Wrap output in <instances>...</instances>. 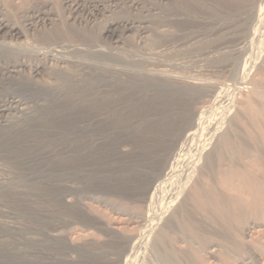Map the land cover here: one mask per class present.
Listing matches in <instances>:
<instances>
[{
  "label": "rangeland",
  "instance_id": "1",
  "mask_svg": "<svg viewBox=\"0 0 264 264\" xmlns=\"http://www.w3.org/2000/svg\"><path fill=\"white\" fill-rule=\"evenodd\" d=\"M22 1L0 0V14L5 18H13L14 22L21 25V17H23L25 10L33 7L34 4L41 5L44 1L47 2L43 4L48 5L60 16L65 17L67 14L66 7L60 3L61 0ZM103 1H106L103 13L86 17L80 25L82 27L86 25L85 29L89 30L91 36L95 35L96 38L97 36L100 38L106 20L124 16L134 18L144 11V9L133 6L130 0ZM143 1L146 7H153L149 8L151 11L149 12H154L153 15L159 19L155 22L156 24H151V26L155 27L156 25V28L158 27L162 31L160 37L151 46L155 51L157 50L156 54L150 57L146 55L142 57L139 52L132 54V52L124 51L120 53L109 47V45H114L112 40L103 38L101 45L104 49L122 56L124 62L120 63L110 57L100 58L79 56L78 54H74L73 57L85 62L90 59L87 63L91 66L114 70L115 74L120 75V79L132 75L133 77L144 76L148 79L151 76L150 78L153 77V79L167 78L177 83L194 85L196 89L193 95L188 96L184 102L178 105L138 110L137 115L133 116L135 118L129 120L131 122L137 121V123L133 126H126L127 129L120 137L114 138L112 135L113 140L110 145L100 146L96 149L86 148L87 159L78 162L74 166L77 169L75 171L67 165L53 166L47 157H43V155L48 156L55 149L54 146H56L55 150H59L62 155L69 153L72 146L69 148V144L60 141L59 135L57 137L54 135L53 141L57 142H53L52 132H44L42 128H39L31 137L20 135L21 138L10 137L8 140V138L5 139L0 128V140L2 141H0V180H12L21 175L26 179L25 185L15 187L17 189L7 190L3 186L0 187V222L8 223L11 226L16 225L22 230H13L14 234L13 232L10 233L12 237L0 226V238L9 246L35 256L43 264L71 263L65 259H74L77 262L85 261L83 264H150L148 247H150V239L158 228L153 231L147 246L143 243V238L141 239V234L144 232L141 231L142 233L136 234L139 232L137 224L130 222L120 224L125 237L109 233L101 225L96 224L95 220L90 219L88 213L65 205L61 201V197L67 195L72 201L85 203L89 207L88 211L91 215L100 217L104 221L119 220V222H125L130 216H137L148 231L152 228L151 222L155 220L160 211L170 202L174 206L177 202V198L165 194L159 186L152 194V190L147 188L146 184L148 173H151L152 170L157 171L164 165L167 152L173 154L169 163L175 164L176 161H179L181 163L180 172L184 176L194 179L203 170L204 161L200 157V153L214 150L221 133L228 131L231 135H235L239 132L242 135L241 139L248 146H252L256 140L260 139L256 117L252 111L250 112L249 105L254 102L264 105V0H230L232 2L230 7L224 3H219L217 0H173L172 3L166 4L165 1L159 0ZM180 13H182L181 16H179ZM164 17L167 21L157 26L158 23L163 22ZM253 26L254 32L246 37L245 35L253 29ZM61 27L63 28V25ZM151 33H147L146 37L149 38ZM126 35L123 37V43L129 42L134 45L136 41L138 43L139 35L136 32H128ZM27 39V46L34 43L33 46H30L31 49L42 46L37 42L35 35L28 34ZM98 41L100 40L98 39ZM130 57L132 58L130 59ZM255 84L258 91L256 95L250 93ZM201 104L205 106V109L198 113L196 111ZM161 115H167V121H163ZM99 132L101 131L95 132V138L99 137ZM23 139L27 142H23ZM108 140L110 142L111 138L105 141L99 138L98 143L101 141L104 144ZM40 141L42 142L40 143ZM15 145L24 147L19 149L22 150L21 152L16 151L18 152L16 154L15 150L18 147ZM46 146L50 149H46ZM117 146L126 150L127 153L117 155ZM11 149H13L12 152H10ZM261 152L260 155L263 156L264 154ZM256 158L258 161L253 162L250 169L259 174V157ZM15 160L17 161L15 162ZM43 161L45 162L43 163ZM40 173L42 174L39 175ZM64 182L67 185L70 184L71 188H66ZM31 185L32 188H28ZM17 192L21 193L19 194L20 197ZM6 193L9 195L7 196ZM21 209L22 212H19ZM25 213H28L26 217L29 218L23 217ZM161 220L162 222L159 220L160 224L163 223V219ZM258 222L263 223L261 219ZM259 228L248 233L249 235L245 231L241 233L235 231L232 238L235 243L234 248L238 249L236 252L229 249L217 233L206 234L202 237L203 240L191 241L183 239L175 231H170L167 239L171 240L179 249L190 248L198 264H241L240 260L236 259L238 257H246L245 261H248L246 264H259L260 259L264 258V226ZM50 233L57 234L60 238L49 242L46 235ZM131 233H135L136 236L129 241L126 235ZM64 237L76 242L85 238L102 241L105 243L103 249L107 248L108 258L104 261L101 259V263L94 258L89 259L85 247L70 249L63 242ZM210 241L218 244V246L216 245V254L213 256L209 255L206 250ZM250 242L257 245L255 249L248 245ZM62 256H64L63 260L60 258ZM0 264H24V262L21 259L20 262L15 263L3 256L0 259Z\"/></svg>",
  "mask_w": 264,
  "mask_h": 264
},
{
  "label": "bare ground",
  "instance_id": "2",
  "mask_svg": "<svg viewBox=\"0 0 264 264\" xmlns=\"http://www.w3.org/2000/svg\"><path fill=\"white\" fill-rule=\"evenodd\" d=\"M130 1L133 6L144 9V11L137 17L134 16V18L124 16L106 20V23L102 27L100 38H98V36L96 38L95 35L91 36L89 33L90 31L88 30V32L85 29L86 25L85 27L80 25L85 21L84 19L86 17H90L96 13H103L106 2L103 0H61V5H64L67 9L65 17L60 16L48 7V5L43 4L45 1L41 5L34 4L33 7H29L25 10L23 17H21V25L14 22L12 20L13 18H5L0 14V128L2 129L5 139L8 138L9 140L10 137L21 138L20 135L23 137H31L39 128H42L44 132H52V141L59 135L58 139L60 141L62 140L63 143L69 144V148L72 146V148L69 149V153H63L62 155L59 150H55L56 146H54L55 149L52 151L50 150V154H48V156L43 155V157H47V159L52 162L53 166L60 164L67 165V167L75 171L77 169L74 166H76L78 162L87 159V154H85L86 148L96 149L100 146L110 145L113 140L112 135L114 138L120 137L124 134L127 127L137 123V121L131 122L129 120L135 118L133 116L137 115L138 110L152 109V107L157 106L166 107L178 105L184 102L188 96L194 94L196 89L194 85L191 86L182 82L177 83L167 78L153 79V77L150 78L151 76L148 79V77H133L132 75L128 78L120 79V75L118 76L115 74L113 69V71H110L97 68L87 63L90 59L85 62L79 58V60H77L73 57L74 54L100 58L110 57L120 63L124 62L122 61V56L121 58L115 55L116 53L104 49L103 45H101L103 38L112 40L114 45H109V47H112V49L120 53L124 51L129 53L132 52V54L139 52L142 54V57L144 55L150 57L156 54L157 50L155 51L151 46L154 41L156 42V39L160 37L162 31L161 29L159 30L158 27L156 28V25L152 27L151 24H156L155 22L159 19L153 15L154 12L150 13L151 11L149 8L153 7H146L143 0ZM159 1H165L166 4L172 3L173 0ZM217 1L229 7L231 6L230 3H232L230 0ZM185 5L187 6V4ZM181 14L182 13H180L179 16H181ZM162 21L163 22L160 24L158 23L159 25L157 24V26L162 25L165 23L164 21L167 20L164 17ZM85 23L87 24V21ZM61 25H63V28ZM254 30L253 26V29L245 36L249 37ZM132 31L139 35L138 43H136L137 41L135 45L129 42L123 43V37L128 32ZM150 32H152V35L147 38L146 34ZM28 34H31V36L35 35L37 42L42 46L36 49L30 48L34 43L27 46V40L29 39H27ZM98 39L100 41H98ZM131 58L132 57H130V59ZM127 60L129 59L127 58ZM257 92V85L255 84L250 93L256 95ZM204 109L205 106L201 104L196 112L201 113ZM249 110L255 115L257 129L260 132V139L256 140L252 146H248L246 142L241 139L242 135L239 132L235 135H231V133L226 131L221 133L218 144L214 150L200 153V157H202L204 161L203 170L200 174L196 175L194 179L184 176L180 172L181 163H179V161H176L175 164L169 163V160L173 158L172 152H167V154H165V163L161 169L157 171L152 170L151 173H148L146 184L147 188L152 190V194H154L159 186L165 194L167 193L177 198L175 206L170 202L155 217V220L151 222L152 225L150 224L152 228L150 230L148 229L149 232L147 231V227L138 220L137 216H130L125 222H119V220L104 221L100 217L91 215L88 211L89 207L81 201H72L67 195H63L61 201L68 207H75L79 211L81 210L88 213L87 215L90 219L92 218L95 220L96 224L101 225L106 231L112 234L115 233L116 235L125 237V233L120 224H127L129 222L137 224L139 232H136V234L142 233L141 231L144 232L142 233L143 235L141 234V239L143 238V243L146 245L149 244V239L151 238L150 236L153 235V231L158 228L156 233L152 236V239H150V247H148V251H150V264H198L190 248H186L185 250L179 249L171 240L167 239L168 232L170 231H175L180 234V237L183 239L191 241L203 240L202 237L206 234L217 233L218 236L224 240L225 245L228 246L229 249L235 250L233 252H236L238 249L234 248L235 243L232 238L235 231L240 233L245 231V233L248 234L254 232L255 229H260V226H264V155H260L261 151V153L264 154V105L254 102L249 105ZM161 118L163 121H167V115H161ZM98 131H101L99 132L100 134H98L99 137L95 138L94 134ZM54 135L56 136L54 137ZM99 138H101L102 141L110 138L111 140L110 142L108 140L109 143L106 142L103 144L101 141L98 143ZM17 141L19 142V140ZM22 141L25 142L26 140L24 141L23 139ZM41 142L42 141H40V143ZM22 145L21 143V146ZM15 146L18 147L16 148L17 150H15L16 154L21 152L22 150L19 149L24 147H20L19 145ZM42 147L44 148V146ZM50 147L46 149H50ZM12 150L13 149H11L10 152H12ZM116 153L117 155H125L127 151L117 146ZM253 155L254 157L252 158ZM25 157L27 158V156ZM256 157H259V174L250 169V165L258 161ZM16 161L17 160H15V162ZM44 162L45 161H43V163ZM28 173L34 174L33 172ZM41 174L42 173L39 175ZM4 180H0V187L3 186L7 188V190L24 186L26 182V179H24L22 175L16 179ZM26 185L29 186L27 183ZM65 186L68 189L71 188L70 184L67 185L65 183ZM28 188L31 189L32 185ZM3 189L2 191H4ZM17 194L19 196L21 193L17 192ZM8 195L9 194H7V196ZM24 202L22 203L24 204ZM19 212H22V209ZM26 214L28 213H25L23 217L29 218L26 217ZM161 219H163L162 224H160L162 222ZM260 219L263 223L258 222ZM159 220L161 221L160 223ZM146 225L148 226V224ZM0 226L6 232H9L8 234L11 236V232L14 234L15 230H21L20 227L16 225L11 226L8 225V223L0 222ZM236 226L238 227L236 228ZM136 234L131 233L126 235L127 239L129 241L134 239ZM46 236L49 242L60 238L57 234L51 233ZM63 242L70 249L85 247L87 257H89V259L94 258L97 262L101 259L104 261L108 258L107 248L105 250L103 249L105 243L94 238H85L76 242L71 239L67 240L66 237H64ZM211 242L212 241L209 242V246L206 250L209 255L213 256L216 254L215 250L218 244ZM248 245L253 249L257 246L253 244V242L248 243ZM17 249L18 248L9 246V244L1 240L0 252L2 253L0 254V259L5 256L15 263L17 261L20 262L22 259L24 264H43L41 260L37 259L35 256H31L23 249H21L23 251ZM63 257L64 256L60 258L63 260ZM236 259H239L241 264H246V262H248L245 261L246 257H238ZM65 260L69 263L71 262L70 264L85 263V261L77 262L74 259ZM258 263L264 264V258H261Z\"/></svg>",
  "mask_w": 264,
  "mask_h": 264
}]
</instances>
